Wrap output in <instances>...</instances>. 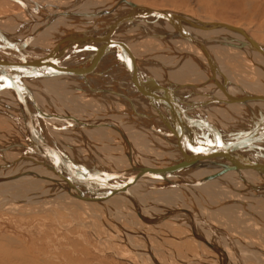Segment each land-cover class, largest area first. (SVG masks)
<instances>
[{"label": "bare ground", "instance_id": "1", "mask_svg": "<svg viewBox=\"0 0 264 264\" xmlns=\"http://www.w3.org/2000/svg\"><path fill=\"white\" fill-rule=\"evenodd\" d=\"M8 1L19 4L29 17L22 14L25 22L0 30V57L6 59L0 63V113L8 114V121L21 127L26 139L27 125L32 126L36 148L48 161L22 147L20 153H29L26 158L2 164L0 195L13 201L7 203L15 206L16 200L33 201L29 204L51 206L52 211L53 206L63 208L69 203L87 209L90 219L84 226L93 227L98 221L107 230L101 220L104 215L95 212L102 208L107 217L117 219L128 245L140 255L147 254L153 264L158 258L154 249L135 246L124 230L122 221L129 219L127 215H138L143 225L155 226L157 233L175 224L195 236L197 246L209 245L228 256L226 264H264V43L240 24L199 21L187 13L131 0H73L54 12H46L49 0L42 5L40 0ZM109 1L116 6L111 7ZM260 2L264 4V0ZM148 9L165 11L170 19ZM47 32L55 37L52 45L47 44L52 38ZM30 42L48 50L42 48L44 52L28 65L21 61L18 86L11 78L7 61L13 57L8 48L22 47L21 55H26ZM149 44L157 55L152 60L148 59ZM138 46L148 54L137 53ZM244 58L251 75L240 71L245 74L241 80L230 62L239 66ZM56 85L73 90L78 97L70 100L65 91L69 104H62L61 95L52 89ZM21 86H26L25 92ZM15 102L21 107L13 105ZM77 102L80 108L88 103L85 113H77L81 117L73 109ZM112 112L120 115H109ZM128 116L139 122L125 123ZM255 130L256 138L249 137ZM143 132L153 136L154 142L135 135ZM96 136L102 138L98 147L104 160L96 165L102 180L84 176L70 184L52 170L50 164L65 168L63 162L80 173L91 170L96 156L86 150L96 154ZM52 140L63 153V161L47 154ZM220 147L225 150L222 154ZM187 159L197 162L185 165ZM169 167H175V173L164 175L161 171ZM123 170L129 171L114 175ZM147 170L154 172L143 175ZM134 172H138V180L129 190L118 191ZM16 173L22 180L28 175L21 182L29 183L21 189L28 199L8 189L17 180ZM20 196L23 198L18 199ZM224 231L243 239L232 240Z\"/></svg>", "mask_w": 264, "mask_h": 264}, {"label": "rangeland", "instance_id": "2", "mask_svg": "<svg viewBox=\"0 0 264 264\" xmlns=\"http://www.w3.org/2000/svg\"><path fill=\"white\" fill-rule=\"evenodd\" d=\"M40 1L42 2L40 3L38 1L37 2L42 5L44 3V0H40ZM45 1H48V0H45ZM49 1L51 2V5L47 6L46 8L47 10L45 9L46 12L47 11L52 12L53 9L54 11L56 9L63 10L65 6L70 5L71 2H74L76 0L74 1L73 0H49ZM88 1L89 0H86V2ZM131 1L142 3V4H148V5L156 6V7L174 9L181 13H187V15L189 14L190 16L198 19L199 21H201L202 19H206V20L214 19V20H222L226 22L240 24V25H243L247 30H249L250 33L256 39L264 43V4L260 2L262 0H131ZM259 3L262 4L261 7H258ZM110 5L111 7L116 6L112 2H110ZM52 6L54 7L52 8ZM122 6L123 5H121L120 8ZM22 14H24V16L26 15L29 17V14L26 12V10L23 9L19 4H16V3L14 4L8 0L7 1L0 0V30H5L8 28L9 25L13 26L15 25L16 22H19V21L25 22L26 17H24ZM47 33L49 35V33L51 34L52 32H47ZM36 37H39V35ZM51 37L52 38L49 37V39L51 40H48V43H47L49 45H52V43L55 42V37H53V34H51ZM234 38L235 40L237 39L236 37ZM166 42H169V40ZM157 43L159 44L160 42H157ZM172 43L174 42L172 41ZM151 46L149 47L150 49H148V53L150 54L146 53L148 54V56L150 55V57L148 58L150 60H152L151 59L152 56L155 57L156 55V54L155 55L152 54ZM19 48L20 47H17V48L9 47L8 48L9 49L8 53L13 57L12 61H16L17 62L16 64H19V65H21L22 63L21 61H24V64L28 65L30 63V59L38 57L40 55L39 53L42 54V52L48 50V48L40 47V45H37V44L34 45V42H30V45H27V47H25L26 51L28 52L26 53V55H21L23 54L22 50L24 49H22L21 47L19 51ZM42 48H44L43 49L44 51L42 50ZM32 49L33 50L35 49V50L33 51ZM178 50L176 51V53L178 52ZM135 51L137 53L142 52L141 54L144 53L143 51H141V46L140 47L138 46V48H135ZM225 53L228 54L229 51L227 50V52L225 51ZM146 54L144 53L143 55L146 56ZM240 62L241 63L239 64L241 66L240 65L238 66L232 62H230V64L234 67V70L238 73L237 78L244 80L243 76H245V74L242 75L241 73L239 74V72L245 71L249 73L246 75H251V69H250L251 67H249L250 65L247 62V59L245 58L244 60L243 59L240 60ZM196 63H198V61H196ZM238 67L240 70L238 69ZM201 76L203 77L204 74H201L200 77ZM241 76L243 78H241ZM52 89H53V92H55V94L61 95V99H62L61 103L67 102L66 95L64 94L65 91H66V94L68 93V99L70 100L73 98V96L75 95L77 96V94L73 90L70 91L64 86H61L59 88V85H58L57 89L55 87H52ZM80 99L81 98L78 99L79 103H80ZM83 101H86V98ZM67 103L69 104V102ZM70 103H72V101ZM75 104L76 105H73V109L76 112V116L81 117L83 114L81 115L77 113H85L83 108L88 103H85V104L81 103L83 105L82 108L79 107L78 102ZM13 105H17L21 107L20 104L19 103L16 104V102ZM1 109L2 108L0 107V111L2 112L3 109L2 110ZM101 109L102 108H100L99 110ZM111 114L120 115L117 112H112L109 115ZM103 115H106V114H103ZM128 117H126L125 123H127V121L136 122L135 120L138 119V118L135 119L134 117L133 118L132 117L128 118ZM8 120H10L8 114L0 113V146H3V150H4L3 151L0 149V154H1L0 155V164H1L0 168H2L3 165L5 166L11 160L21 159L22 157L26 158L27 157L26 154L27 155L29 154L28 152L20 153V151H24L23 148L25 147L27 148V146H29V144L27 143L26 137L23 135L22 128L20 127L19 129L17 125L15 126L14 124L10 123ZM138 122H139V119H138ZM121 125H124V123H121ZM139 126L141 125L139 124ZM137 128L138 127H135V131L138 132ZM20 135H23V138ZM135 135L140 137L141 139L145 138L144 139L145 141L154 142L153 136L152 138H150L149 137L150 135L144 132L142 134L137 133ZM96 139H97L96 140L97 142H96V145H94L96 154H94L93 151L90 150V148L86 150V153L88 154L90 153L89 155L92 154L96 156V158L94 159V163L92 164L93 169L91 168V170L97 172L98 168H96V165L101 164L102 159L104 160V158L102 156L103 154L101 152V148L98 147L99 146L98 143L102 141V138H100L99 136H96ZM53 143L54 145H52ZM68 143L71 144V142L69 141ZM6 145L7 146L10 145L11 146L10 149L9 147L7 148ZM50 145L54 147L52 148ZM50 145L48 146L49 150L47 151V154L51 156L53 155L59 156L62 158V159L60 158V160L63 161V156L61 155L63 153L59 152L61 150H59V147L56 146V143L54 140L51 141ZM13 148L15 150H13ZM152 149L154 148L152 147ZM100 155L101 157L98 158V156ZM1 156L3 157V159ZM15 156H17V158ZM53 159L56 160L54 157ZM99 159H101V161ZM38 170L40 172L41 168H39ZM26 176H23V177L26 179ZM14 177L15 178L17 177V173L14 175ZM12 178L13 176H11V179L8 178L7 180L9 181L10 179L11 181L13 180ZM20 178H21V181H20ZM25 179L22 180V177L18 176L17 180H15V182L9 186L8 188L9 191L15 194H18V191H19V193L22 194L24 191L21 189L23 188V185L26 182L24 184H22L21 182L24 181ZM41 181L42 183H40V185H43L44 181L42 179ZM37 182H40V181H37ZM20 183H21V187H20ZM33 183H34V186L36 187L37 183L35 180ZM4 184H8V183L5 182ZM28 184L29 183L25 184V186L27 187ZM16 185H19V188ZM31 191L33 192V186H32ZM26 192L28 194V191ZM32 194L36 195L34 194V192ZM1 195H0V202H1L0 203L1 204L0 205V209H1L0 210V255H1L0 264H34V263L35 264H151L152 263L153 264V262L151 261V259H149L150 257L147 254H145L146 256L140 255L138 251L134 250L133 247L128 245L125 239V236L123 235L122 229L119 226V223L117 222V219L113 218L112 216L107 217V214L104 212L102 208L100 209L101 211L99 209H95V212L96 213L98 212L99 215L100 214L102 216L104 215L102 219L100 217L99 218L101 220H105V223L108 226L107 230H105L103 226L101 225V222H98V221L95 222L94 224L96 223H100V224L94 225L93 226L94 228L91 227V224H90V227L84 226L85 224L89 223L88 220L90 218H87L88 216L86 212L87 209H82L79 206L76 207V206H73L72 204L66 203L65 206H63V208L53 206L55 209L54 211H52L50 208L51 206H47L48 208L45 209L40 204L31 203L30 205L29 203L33 201L27 202V201H21V200L19 201L14 200L16 203L19 204V205L16 204L15 205L16 207H15L13 204H11L13 201L10 198L12 197H9V196L5 197L4 195H2V198H1ZM22 195L23 197L25 196L26 198L29 196V195L26 196L25 194H22ZM62 196L64 195L62 194ZM23 197L20 196L18 199L23 198ZM1 199L3 202L1 201ZM9 200H11V203H7L9 202ZM52 201L60 203L57 200H52ZM4 207L6 209H4ZM64 207L65 208L68 207V209H65ZM40 209L42 210V212ZM83 210L85 212H83ZM127 218L129 219L126 221H122V223H125V224H122L124 230H126L127 234H129L133 238V241H134L133 243L135 244V246H138V244L139 246L149 245L150 249L152 250L154 249V252L156 256L158 257L156 260V264H161L162 262H163L162 264H210V263L226 264L225 261L227 260L229 261V259L227 258L228 256H224V254L222 255L217 249L209 247L212 250L211 251L208 248L209 245L203 244V246L201 247L197 246V242L195 241H199V240L196 239L195 236L193 237L190 232H186L184 229H182L181 227L179 228V226H176L175 224H168L165 228L163 227V230L165 231L159 230L158 233H160L161 231V234H158L155 226L148 225L147 223L143 225L142 224L143 222L142 223L140 222L138 215L130 214V216L127 215ZM97 225H98V228H97ZM179 229H182V230H179ZM108 230L110 232H108ZM168 231L171 232L170 235L168 234ZM180 234H183V235H180ZM224 234H226L225 231H224ZM226 235L228 236V238H231L232 240H238V238L243 239L241 236L236 237L234 235H229V234H226ZM186 236H188V238ZM213 249L215 250L214 252H213ZM5 254L7 257L5 256ZM220 254L222 256H220ZM145 257L148 259V261Z\"/></svg>", "mask_w": 264, "mask_h": 264}, {"label": "water", "instance_id": "3", "mask_svg": "<svg viewBox=\"0 0 264 264\" xmlns=\"http://www.w3.org/2000/svg\"><path fill=\"white\" fill-rule=\"evenodd\" d=\"M152 14H154V15H156V16H159V17H166V18H168V19H170V17H169V15H168V13H166L165 11H161V10H156V9H148ZM181 30H182V32H183V28H180ZM186 36V35H185ZM253 43L256 45V46H258L259 48H261V46L259 45V44H257L256 42H254L253 41ZM5 61V58L4 57H0V63L2 62V61ZM8 63H11V66H10V70H12V72H13V74L11 75V78H12V81L13 82H15V84H17L18 86H20L19 85V82H20V80L22 79V75L20 74V72L22 71V69H21V67L22 66H20L19 64H16L17 62L16 61H7ZM46 72V71H45ZM44 72H42V74H43ZM21 88L23 89V92H25L26 91V86L24 87V86H21ZM23 96H24V93H23ZM25 99V98H24ZM28 121H30V118H28ZM27 131H26V136H27V141H28V144H29V146H27V148L29 149V150H31L32 152H33V154H36V155H38L39 157H41V158H43V159H45V160H47V158L44 156V154H42V152H40L37 148H36V143H35V139H34V132H33V130L34 129H32V126H29V125H27V129H26ZM255 133H257L258 134V130H255V131H253V132H251V133H249L250 135H249V137H251V136H253L254 135V137L256 138V135H255ZM247 136V135H246ZM215 147H218L219 148V146H215ZM221 148V147H220ZM221 154L222 153H224V148H221ZM195 160V159H194ZM48 161V160H47ZM194 162H197V161H193V160H189V159H187V162H185V165H193V163ZM64 163V165L66 166L65 168H63V167H58V166H56V165H52V164H50L51 166H53L52 168V170H54V172L58 175V176H60V178L61 179H63V180H67L70 184H71V182L72 181H75V182H78V181H81V180H83V177L84 176H86L87 178H93V179H96V178H98L99 180H102V178H100L99 176H97V172L96 171H91V170H86L85 172H79V171H74V170H71V169H69V167H68V165H67V163L66 162H63ZM196 164V163H195ZM183 165V164H182ZM235 167V166H234ZM176 168L175 167H169V168H163V171H161V172H164V175L165 174H167V173H169V174H173V173H175V170ZM129 170H123V171H117V172H114V175H116V176H120V175H124V174H126L127 172H128ZM154 172V170H152V171H150V170H147V171H145V172H143V175H147V174H151V173H153ZM104 175H102V176H105L106 178L108 177V175L106 174V172H102ZM161 174V173H160ZM85 177V179H87ZM138 172H134V174L132 175V176H130L129 178H128V180L125 182V184H123V185H119V187H117L118 188V191H123V190H129V187L133 184V182H136L137 180H138ZM130 181V182H129ZM87 182V181H86ZM124 187V188H123ZM119 188H121V189H123V190H119ZM110 194H112V193H110ZM103 197H107V194L106 195H104ZM97 199L99 198V197H96ZM96 198H92V200L94 199V200H97ZM156 221V220H155Z\"/></svg>", "mask_w": 264, "mask_h": 264}]
</instances>
